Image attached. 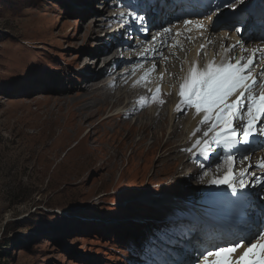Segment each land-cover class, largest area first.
<instances>
[{"label": "rangeland", "instance_id": "obj_1", "mask_svg": "<svg viewBox=\"0 0 264 264\" xmlns=\"http://www.w3.org/2000/svg\"><path fill=\"white\" fill-rule=\"evenodd\" d=\"M178 1L180 4L187 0H165L174 4L171 21L163 20L159 26L155 24L157 27L145 28L141 17L144 7L139 13L137 5H148L151 11L160 13L167 4L161 2L159 6L157 0H0V264H162L164 248L169 252L171 248L187 251L186 242L196 234L194 222L182 215L184 212L196 218L198 210L210 211L224 226L238 217L219 208L228 202L229 195L242 193L250 205L248 211L252 204L264 209L261 199L264 189L259 183L264 178V169L256 167L263 158L258 154L264 152V148L256 147L259 138L253 141L254 151L246 152L243 145L236 147L243 150L241 157L247 154L249 163L254 164L245 170V182L251 186L237 187L236 193H230L232 188L228 185L209 181L219 175L210 173L206 180L194 174L209 161L215 160L211 164L215 169L223 164V157L229 154L223 146L213 145L212 152L194 155L192 167L181 171L179 165L174 175L175 167H161L158 157H152L141 166L131 164L125 170L118 166L111 175L93 166L82 171L80 176L84 180H76L80 153L77 150L70 153L71 147L59 151L57 146L67 143L63 137L54 144L62 131L56 125L57 115L52 113L58 109L56 101L75 99L78 93L91 87L90 79L83 80L78 71L85 59L90 58L85 46L89 43L92 47L96 39V35L90 38L85 34L94 26L92 17L107 18L112 10L131 11L135 15L129 21L145 30L141 33L150 41L155 27L169 28L171 23L189 18V14H183V6L187 4L181 8ZM215 1L220 5L225 2ZM109 2L117 4L110 5L105 12L98 10ZM248 2L237 3L234 10L220 7L211 17L219 23L235 19L231 32L241 28L239 36L252 35L251 18L262 14L257 10L263 0H256L252 8L246 6ZM243 6L248 8L240 11ZM177 7L183 11L178 12ZM215 7L214 3L208 8L202 6L208 11ZM248 12L251 14L245 15ZM240 15L246 21L238 25L240 20L236 16ZM119 23H124L120 17L113 20L112 29L121 30L122 26L116 28ZM109 26L93 27L100 29L99 40ZM170 33L168 45L176 39V32ZM250 35L247 42L258 40ZM123 36L129 44L136 40L128 39L130 35ZM215 38L222 36L217 32ZM98 62L93 70L98 71L103 65V59ZM204 63L207 65L206 59ZM156 71L160 73L161 66ZM153 107L148 103L146 109L152 111ZM191 110L185 108L184 118ZM221 151L225 154L221 155ZM130 152L120 155L127 158ZM243 162L240 160L234 167L237 175L244 171L239 168ZM207 169L212 172L208 166ZM254 171L257 173L251 179ZM176 255L174 264H179L183 258Z\"/></svg>", "mask_w": 264, "mask_h": 264}, {"label": "bare ground", "instance_id": "obj_2", "mask_svg": "<svg viewBox=\"0 0 264 264\" xmlns=\"http://www.w3.org/2000/svg\"><path fill=\"white\" fill-rule=\"evenodd\" d=\"M214 1L197 0L194 2L187 0L180 4L178 1L181 8L183 4L187 5L183 6L184 11L181 8L178 9L179 7L176 10L180 13L183 11L184 15L189 14L190 16L186 20L171 23L168 25L169 28L156 27L162 24L163 20H172L173 13L171 10L174 4H168L165 3V0H161L163 5H167L162 8L160 13L151 11L148 5H137L138 11L136 12L139 13L144 7L142 9L143 14H141V17L143 16L142 27L149 28L158 23L153 29L154 37L150 41L146 40V36L143 35L145 33H141L145 30H139L136 28L135 22L129 21L132 19L133 13L131 11L123 12L120 10L116 12L112 10L107 18H104L105 15L92 17L94 18V28L96 26L106 28L118 17L125 19L127 24L121 32L118 29H112L114 24H111L109 29L104 30L105 33L101 40H99L100 36L97 35V31L99 32L100 29L96 30L92 27L85 32L90 38L96 35V39L91 45L92 47L89 43L85 46L86 52L90 53V58L85 59L84 66L78 71V75L80 74L83 80L90 79L91 87L86 92L78 93L75 99L59 101L56 99L55 105L58 109H51L59 120L56 121V125L62 130L54 140V144L62 140L63 137L67 143L57 146L60 148L59 151H65L67 147H71L70 153L73 150L80 153L78 162L76 161L79 168L75 175L78 176L75 178L76 180H82L83 178L80 176L82 171L93 168V166L105 169L111 175L118 166L124 168L123 170L131 164L141 166L148 163L152 157H158L157 160L160 161L159 166L161 167L163 165L171 169L175 167L173 175L178 171L179 165H181V171L187 167H192L194 155H199L201 153L200 148L203 146L194 147V145L198 139L203 138V133L207 131L210 123L201 124L203 113L197 114L195 108L191 110L187 118L182 115L183 111L177 110L181 101L178 94L180 84L183 78L188 75L190 68L197 65L203 69L206 66L205 59L207 64L210 59L211 62L215 61L216 63L228 60H231L232 63L241 60V63H244L252 53H255L256 63L251 72L259 75L264 70V54H262L264 53V0L262 7L257 8V11H261L262 14L252 15V23L249 28L252 35L247 33L246 36L243 35L242 37L238 35L239 30L231 32L235 19L228 20L226 23H219L218 19H213V16L210 18L199 17L200 14L208 12V9L205 10L202 6L208 8L211 3H214V6L220 5L219 2L215 3L216 1ZM161 2L157 0L159 6ZM114 4L117 3H104L98 10L108 11L110 5L113 6ZM245 8L248 7L243 6L240 11ZM248 14L251 12L245 13V15ZM236 17V20H240L238 25L246 21L241 15ZM187 20L194 23L186 26L184 21ZM197 23H202L205 27L198 28ZM120 26L118 25L116 28H120ZM164 29L176 32V39L171 45H168L171 31L165 32ZM217 32L222 36L221 39L215 38ZM120 33L122 36L119 35ZM124 34L130 35L128 39L133 41L136 38L135 42L127 43ZM248 35L250 38H258V40L247 42ZM227 42L228 44H226ZM201 45H205V47L201 48ZM232 45L238 46L232 48ZM238 48L239 51L236 52ZM111 49H113L111 53L107 54ZM226 49H231V51L226 52ZM124 54L122 59L121 55ZM242 57L244 59H241ZM101 59H103V65L98 71L97 68L93 70L95 63L100 62ZM154 65L155 70H153ZM159 66H161V72L157 73L156 69ZM158 86L160 93L157 95ZM234 99L235 97H232L230 101ZM160 100H163L164 103L161 104ZM148 103L155 106L152 111L146 109ZM167 105L169 107L166 110ZM134 119L136 120L133 121ZM198 127L200 130L196 131ZM67 130H71L72 134ZM130 150V155L127 158L121 157L120 153L124 154ZM242 151V149L237 148L228 149V153L235 157L234 167L239 164ZM223 154L225 151H221V155ZM258 156L264 158V152L259 153ZM186 157L188 159L185 161ZM173 160L175 163H172ZM216 160H219V157ZM213 163L209 161L206 165H202L203 168L197 169L194 174L206 180L209 179L210 173L221 177L228 165L224 162L215 169L211 167ZM249 164L251 162L249 163V159H247L239 168L245 171ZM252 165L254 166V164ZM207 166L212 169V172L207 169ZM233 171L236 177L240 176L241 172L237 175L235 168ZM253 173L256 174L257 172L254 171ZM252 176L251 174V179ZM186 177L184 176V178ZM209 181L211 182V180ZM244 197V193L229 195L228 202L219 208L232 211L238 217L234 222L224 226L221 225L220 219H216V214L213 215L210 211L202 212L197 209L198 217L195 216L197 219L184 212L182 215L194 222L196 228V234L192 235L189 243L186 242L189 250L171 248L170 250L174 252H169L165 251L164 248L161 263H176L174 254H177L176 257L183 258V261H178L179 264H192V261L198 258L197 249L200 246L210 243L225 244L229 240L246 234L249 230H254L264 220L262 212L264 209L259 210L257 205L252 204L251 208L255 207V209L251 210L250 208L248 211L250 205L246 199H243ZM244 247H247V243ZM243 250L238 249L237 254L242 253ZM183 255L186 256L185 259Z\"/></svg>", "mask_w": 264, "mask_h": 264}, {"label": "snow or ice", "instance_id": "obj_3", "mask_svg": "<svg viewBox=\"0 0 264 264\" xmlns=\"http://www.w3.org/2000/svg\"><path fill=\"white\" fill-rule=\"evenodd\" d=\"M243 2L244 0H225L223 5H216L205 15L211 17L220 7L233 9L234 5ZM193 23L190 20L184 21L186 26ZM196 26L205 27L202 23H197ZM164 31L171 30L164 29ZM237 46L232 45V48ZM204 47L205 45H201V48ZM227 51L231 49H226ZM255 63V53H252L244 63H241V60L235 63L231 60L220 63L213 61L203 69L194 65L183 78L178 93L181 101L177 110L195 108L197 114L203 113L200 123H210L207 131L203 133V138L198 139L194 145V147L203 145L200 148L201 154L212 152L213 145L228 149L243 145L246 147V152L254 151L252 145L257 138L260 142L256 147L264 148V124H261V121H264V70L259 75L252 73L251 69ZM159 93L158 86L156 94ZM232 97L235 99L230 101ZM160 103L163 104L164 101L160 100ZM199 130L198 127L196 131ZM245 159H248L247 154L241 157V162ZM223 160L228 167L222 177L211 180L212 184L228 185L233 193L237 192V187L246 189L251 186L245 182L247 175L245 171L242 170L239 177L235 176L233 171L235 157L232 154L225 155ZM248 167L251 168L253 165L249 164ZM256 167L264 169V158L260 159ZM252 175L255 177V173ZM259 183L264 189V178H260ZM261 199L264 201V197ZM245 243H247L246 248ZM238 249L244 250L237 254ZM197 251L198 258L193 260L192 264H264V221L254 230H249L246 234L225 244H204Z\"/></svg>", "mask_w": 264, "mask_h": 264}, {"label": "water", "instance_id": "obj_4", "mask_svg": "<svg viewBox=\"0 0 264 264\" xmlns=\"http://www.w3.org/2000/svg\"><path fill=\"white\" fill-rule=\"evenodd\" d=\"M256 0H249V2L246 4V6L250 7L253 6Z\"/></svg>", "mask_w": 264, "mask_h": 264}]
</instances>
